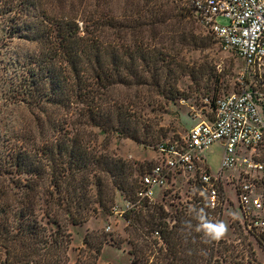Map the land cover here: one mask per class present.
I'll use <instances>...</instances> for the list:
<instances>
[{
	"label": "trees",
	"instance_id": "trees-1",
	"mask_svg": "<svg viewBox=\"0 0 264 264\" xmlns=\"http://www.w3.org/2000/svg\"><path fill=\"white\" fill-rule=\"evenodd\" d=\"M82 1L56 9L0 0V264H97L104 238L93 245L86 235L71 262V228L110 213L124 225L129 264H238L234 246L206 227L199 167L165 169L151 204L137 192L161 160L144 170L107 153L110 139H126L175 158L187 135L160 141L158 127L169 105L188 98L179 82L197 84L192 57L207 38L192 22L215 37L181 0ZM217 92L202 98L209 123ZM22 112L30 121L19 128ZM87 130L104 150L95 151ZM126 202L133 209L114 215ZM232 223L264 247V233Z\"/></svg>",
	"mask_w": 264,
	"mask_h": 264
},
{
	"label": "built area",
	"instance_id": "built-area-1",
	"mask_svg": "<svg viewBox=\"0 0 264 264\" xmlns=\"http://www.w3.org/2000/svg\"><path fill=\"white\" fill-rule=\"evenodd\" d=\"M181 3L195 13L197 21L210 31L223 51L233 53L241 61L236 78L238 89L216 100L213 122L200 120L191 127L184 147L174 152V159L161 157L142 177L146 188L139 190L137 197L153 204L156 200L151 189L164 185L165 169L177 164L189 170L197 166L209 225L215 227L220 216L223 180L237 193L241 219L235 220L240 228L264 233V218H250V212L264 210V0H181ZM219 17L227 23L218 24ZM215 142L224 147L220 170L230 173L228 179H223L220 173L218 182L202 166V154ZM134 205L126 202L120 208L116 206L113 214L122 216Z\"/></svg>",
	"mask_w": 264,
	"mask_h": 264
},
{
	"label": "rangeland",
	"instance_id": "rangeland-1",
	"mask_svg": "<svg viewBox=\"0 0 264 264\" xmlns=\"http://www.w3.org/2000/svg\"><path fill=\"white\" fill-rule=\"evenodd\" d=\"M49 5H55L56 9L60 7H70L78 4L80 0H45ZM93 0H83L82 3H90ZM216 22L220 25L227 23L224 18H217ZM2 21H0V25ZM195 28V33L207 38L206 48L201 52H195L193 59L197 64H194L199 69L196 71L197 84H193L188 78H184L179 82L180 91L188 98L175 105H169L161 117L159 127L162 138L160 141H170L179 137L187 135V122L196 124L200 120H204L201 115L202 98L209 94L213 95L214 90L217 96H226L237 92L238 86L236 78L241 70V61L231 52L223 51L215 39L211 41V35L192 22ZM2 47V46H1ZM195 73V74H196ZM211 115V110H209ZM27 113H21L20 116H15L13 121L15 126L19 124H27L30 117ZM11 123L8 121V127ZM2 129V128H1ZM3 131V129H2ZM92 130H87L85 139L91 142L95 147V151L104 150V142L102 137ZM158 141V142H160ZM157 143V142H155ZM151 143V144H155ZM223 145L220 142H215L207 151L202 154L203 168L207 169L212 179L218 182L219 174L223 175V179H228L230 173L228 171L221 172L220 162L223 153ZM107 153L113 158L127 160L131 163H139L143 169L149 168L155 162H158L161 156L142 145H138L131 140L126 139H110ZM222 182V189L224 192V202L221 206L220 216L216 226L223 224L226 228L224 234L219 238L226 243H231L237 251L238 264H264V247L255 239L243 232L241 229H236L232 223L233 219H241V212L239 210L236 192L230 184ZM152 194L154 200H160L162 188L153 186ZM184 198V197H183ZM185 200V199H184ZM119 203V199H117ZM121 201V200H120ZM107 215V214H106ZM101 215L98 218H91L88 222L81 226L71 228V234L74 235L72 239L74 242L70 246L69 256L71 262H75L78 257L79 248L83 247V241L86 235L89 236L91 244L97 245L102 238L106 243L102 242L97 264H129L126 251L129 249V244L126 242L128 236L124 231V225L119 218L112 216ZM110 227V230L107 228ZM235 254V253H234ZM3 259V254L0 252V261Z\"/></svg>",
	"mask_w": 264,
	"mask_h": 264
},
{
	"label": "clouds",
	"instance_id": "clouds-1",
	"mask_svg": "<svg viewBox=\"0 0 264 264\" xmlns=\"http://www.w3.org/2000/svg\"><path fill=\"white\" fill-rule=\"evenodd\" d=\"M206 227L209 229L210 232L215 233V235L213 236L214 239H219L226 231V228L223 224H220L215 227H213L212 225H207Z\"/></svg>",
	"mask_w": 264,
	"mask_h": 264
},
{
	"label": "crops",
	"instance_id": "crops-1",
	"mask_svg": "<svg viewBox=\"0 0 264 264\" xmlns=\"http://www.w3.org/2000/svg\"><path fill=\"white\" fill-rule=\"evenodd\" d=\"M193 125H194V124H193ZM193 125H192V126H193Z\"/></svg>",
	"mask_w": 264,
	"mask_h": 264
}]
</instances>
